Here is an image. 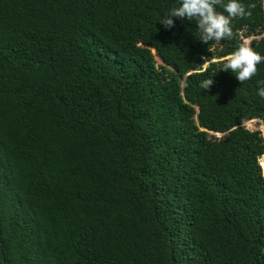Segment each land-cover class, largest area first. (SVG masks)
<instances>
[{"label":"trees","instance_id":"trees-1","mask_svg":"<svg viewBox=\"0 0 264 264\" xmlns=\"http://www.w3.org/2000/svg\"><path fill=\"white\" fill-rule=\"evenodd\" d=\"M240 2L205 44L160 23L181 0H0V264H264L243 126L264 127V62L222 69L247 37L264 56V0Z\"/></svg>","mask_w":264,"mask_h":264},{"label":"clouds","instance_id":"clouds-1","mask_svg":"<svg viewBox=\"0 0 264 264\" xmlns=\"http://www.w3.org/2000/svg\"><path fill=\"white\" fill-rule=\"evenodd\" d=\"M218 5L223 7L224 12L216 10ZM255 7V4H250L246 8L240 0H228L226 4L223 0H181L180 6L173 7L160 23L165 28H172L174 27L173 17L195 20L200 31L198 38L201 42L205 44L220 42L233 37L231 20L236 17L251 16V9ZM225 12L227 15L224 14ZM261 62H264V56L245 41L226 58L222 69L235 73L236 79L243 83L257 74V65ZM212 82V79L206 80L202 83V87L208 88ZM257 95L264 99V87L258 89Z\"/></svg>","mask_w":264,"mask_h":264},{"label":"rangeland","instance_id":"rangeland-1","mask_svg":"<svg viewBox=\"0 0 264 264\" xmlns=\"http://www.w3.org/2000/svg\"><path fill=\"white\" fill-rule=\"evenodd\" d=\"M252 37H247V38H244L243 40H242V42H245V41H248L249 42V40L251 39ZM143 51H145V50H143ZM158 61V60H157ZM156 61V62H157ZM159 62V61H158ZM206 64V63H205ZM205 64H203V65H205ZM243 126L244 127H246V128H248V129H259V130H261V131H263L264 130V128L261 126V125H259V123H258V121L257 120H255V119H251V120H248V121H246V122H244L243 123ZM216 136H219L220 134L219 133H217V134H215ZM259 163H261V172H262V174H264V170H263V168H262V161H261V159L259 160Z\"/></svg>","mask_w":264,"mask_h":264}]
</instances>
